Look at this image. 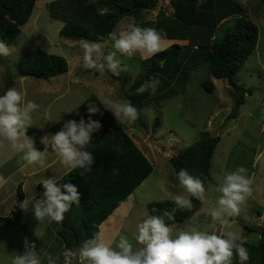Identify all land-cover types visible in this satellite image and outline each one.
<instances>
[{"label": "rangeland", "instance_id": "obj_1", "mask_svg": "<svg viewBox=\"0 0 264 264\" xmlns=\"http://www.w3.org/2000/svg\"><path fill=\"white\" fill-rule=\"evenodd\" d=\"M50 1L53 0L36 1L28 21L20 25L18 35L7 44L15 47L16 51L7 58L0 57V95L6 86L15 87L25 94L26 101L39 105L38 110L32 114L33 126L26 130V135L34 140L37 150L42 146L41 137L54 134L50 126L87 97L96 95L99 98L97 92L103 91L114 100H124L125 92H128L131 84L145 74L139 55L129 59L117 54L121 67L126 70L121 71L116 78L110 73L100 77L86 70L83 67L79 40L60 33L63 22L52 18L46 9V4ZM235 2L241 5L243 12L259 30L254 51L233 76L239 90L231 86L226 78H215L210 74L202 60L203 51L183 46L176 63L162 76L155 77L160 81L159 87L154 96L149 94L146 97L143 107L138 110L137 121L119 122L151 163L152 172L129 198L113 210L89 239L100 234L115 248L120 236H126L135 247L137 224L149 214L147 205L153 201L171 200V195L174 194L187 195L180 185L174 183L175 173L170 164V156L197 141L201 132H206L219 137V140L211 159L212 179L206 185L205 201L183 223H172L166 217L162 218L174 228V237L181 229L195 227L217 234L238 232L244 243H258L264 229V0H201V4L216 3L222 7L225 14H230L226 18L241 14L236 8L229 7L234 6ZM172 12L169 0H158L153 9L142 12L138 18L128 16L121 19L113 32L119 34L134 20L151 22L160 15L169 16ZM220 34L217 31L216 36L219 37ZM174 42L187 44L186 40H176L170 43L167 41V45ZM35 48L62 56L67 63L66 72L47 79L30 75L18 76V60ZM203 80L214 83L213 92H208L201 86ZM241 94H244V103L232 113L235 100ZM156 119L158 122L154 127ZM22 155L13 150L7 141H0V177L8 180V183L0 186V216L8 215L16 209L15 190L19 182H23L24 199H36L35 186L38 182L59 178L66 173L58 158L45 171H36L38 168L34 167L18 169L24 162ZM55 156L50 151L48 162ZM238 167H245L253 180L252 196L242 206L239 217L229 218L230 221L234 220L231 227L220 225L219 222L213 226L210 212L217 206L221 195L218 188L224 175ZM161 181L167 183L161 186ZM20 210L18 222L0 228V264H11L13 253H24L25 238L30 243H35L42 264H48V257L57 260L56 264H62V239L55 234L50 224H39L35 220L31 206L27 212ZM233 264H240L235 254Z\"/></svg>", "mask_w": 264, "mask_h": 264}, {"label": "trees", "instance_id": "obj_2", "mask_svg": "<svg viewBox=\"0 0 264 264\" xmlns=\"http://www.w3.org/2000/svg\"><path fill=\"white\" fill-rule=\"evenodd\" d=\"M36 1L0 0L1 41L9 44L18 35L20 25L28 21ZM157 2L158 0H53L46 4V9L52 18L63 22L60 33L65 37L75 40H98L101 37L107 39L108 34L113 32L116 24L124 17L138 18L142 12L153 9ZM169 3L173 9L171 15H160L151 22H132L141 27H154L157 31L166 33V39L187 41L186 45L171 43L163 53L148 60H141L145 74L134 81L128 92H125V99L129 100L137 111L143 107L149 93L137 94L136 89L144 82L166 73L181 56L183 46L203 51L202 60L210 74L215 78H226L231 86L239 90L233 76L244 65L258 42L257 25L247 17L237 2L234 6L229 3L231 9L236 8V11L241 13L233 18H226L230 14H225L226 11L216 3L201 4V0H169ZM217 31L221 33L219 37L216 36ZM193 46L197 48L194 49ZM16 66L18 76L30 75L43 79L67 70L66 60L62 56L49 54L41 48H35L22 56ZM201 86L208 92L214 90L211 80H203ZM243 97L244 94H241L235 100L232 113L244 103ZM93 102L97 103L103 112L102 116H92L93 120L101 124L100 130L93 133V140L88 149L94 156V163L90 171L77 168L71 173L66 172L58 180L60 185L72 183L81 194L80 206L73 205L65 214L61 225L55 222L50 224L55 234L62 239L64 249L78 247L84 238L88 240L93 236L98 226L130 197L153 169L121 124L110 111L99 104L100 99L96 95L83 100L82 104L52 124L50 130L55 134L68 120L79 122L83 118L87 122L86 105ZM157 122L158 119L155 120L154 127ZM218 140L217 136L201 132L197 141L170 156L176 185H179L177 173L185 169L190 175L203 180L206 188L212 179L211 159ZM40 182L36 184V199L41 198L44 191ZM15 196L16 209L11 211V217H0V228L18 222L21 211L19 203L24 200L22 182L16 185ZM192 203L191 211L176 209L172 200L150 202L147 209L150 215L166 217L167 221L180 224L193 215L201 201L192 198ZM167 214H171L174 219H169ZM244 247L248 249L251 257L248 264H264V229L257 244L244 243Z\"/></svg>", "mask_w": 264, "mask_h": 264}, {"label": "clouds", "instance_id": "obj_3", "mask_svg": "<svg viewBox=\"0 0 264 264\" xmlns=\"http://www.w3.org/2000/svg\"><path fill=\"white\" fill-rule=\"evenodd\" d=\"M78 44L83 53V67L94 74L98 73L100 77L108 73L119 76L121 71L126 70L121 67L117 54L129 59L139 55L148 60L166 51L167 47L166 33L157 31L154 27H141L136 23H130L127 29L119 34L109 33L107 39L81 38ZM14 51L15 47L0 41V57L7 58ZM159 84L160 81L153 78L141 84L136 93L147 92L154 96ZM97 95L100 98L99 104L110 111L118 122L137 121L138 111L129 100H114L103 91H98ZM86 107L87 122L83 118L79 122L68 120L60 131L41 137L40 143L44 145V150L40 151L34 146V140L26 135V130L33 126L32 114L38 110L39 105L30 100L26 101L25 94L15 87L8 88L0 96V141H7L13 150L23 154L21 159L25 162L24 169L34 167L45 171L51 168L52 164L48 162L50 147L67 174L77 168L90 171L94 156L88 149L93 140V133L101 128V124L93 120L92 116H102L103 112L95 102L87 103ZM247 173L245 167H238L224 175L218 188L221 195L217 206L210 212L213 226L219 222L220 225L231 227L234 220L230 221L229 218L240 216L242 206L247 203L253 192V180ZM61 178L43 179L40 182L44 189L41 198L24 199L19 203L20 209L27 212L31 206L34 218L39 224L55 222L61 225L65 214L73 205L80 206L81 197L72 183L58 184ZM177 179L187 195H171L176 209L191 211L192 198L205 201L206 188L203 180L190 175L185 169L177 173ZM6 183L8 180L0 177V186ZM166 183L161 181V186ZM167 215L169 219H174L171 214ZM174 231L162 217L147 214L143 221L137 224L135 247L126 236H120L116 247L113 248L104 237L97 234L78 247L65 248L61 253L63 264H233L234 254L238 256L240 264H246L251 258L238 232L217 234L192 227L179 230L174 237ZM40 235L42 236L43 232ZM24 247L23 254L13 253L11 264H42L35 243H30L25 238ZM48 264L56 262L48 257Z\"/></svg>", "mask_w": 264, "mask_h": 264}, {"label": "crops", "instance_id": "obj_4", "mask_svg": "<svg viewBox=\"0 0 264 264\" xmlns=\"http://www.w3.org/2000/svg\"><path fill=\"white\" fill-rule=\"evenodd\" d=\"M166 40H169V41H175V40H170V39H166ZM167 46H169V45H167ZM49 149H50V151H51V148L49 147ZM44 150V145H42L41 146V148H40V151H43ZM53 154H55V153H53ZM54 156V155H53ZM57 159V157L55 156L54 158L52 157V159L50 160V164H53L54 162H55V160ZM25 162H23V164H24ZM23 164H22V166H19L18 167V169H23L24 167H23ZM39 170H41V169H36V171H39ZM33 172H28V174H32ZM22 184H23V182H22ZM22 187H23V185H22ZM36 187V186H35ZM23 189V188H22ZM14 209V208H13ZM12 213H11V211L9 212V216L11 215ZM8 215H2V216H0V217H6V216H8ZM110 216V215H109ZM108 218V217H107ZM55 262H57V260H54ZM59 261V260H58ZM61 263L63 264V260H61Z\"/></svg>", "mask_w": 264, "mask_h": 264}, {"label": "water", "instance_id": "obj_5", "mask_svg": "<svg viewBox=\"0 0 264 264\" xmlns=\"http://www.w3.org/2000/svg\"><path fill=\"white\" fill-rule=\"evenodd\" d=\"M7 86L4 88V90L2 91V93H1V95L0 96H2L6 91H7ZM143 131H144V129H143ZM145 133V132H144ZM87 240V238H84L83 239V241L82 242H80L77 246H79V245H81L84 241H86Z\"/></svg>", "mask_w": 264, "mask_h": 264}, {"label": "built area", "instance_id": "obj_6", "mask_svg": "<svg viewBox=\"0 0 264 264\" xmlns=\"http://www.w3.org/2000/svg\"><path fill=\"white\" fill-rule=\"evenodd\" d=\"M193 48H194V49H196V48H197V46H193Z\"/></svg>", "mask_w": 264, "mask_h": 264}]
</instances>
